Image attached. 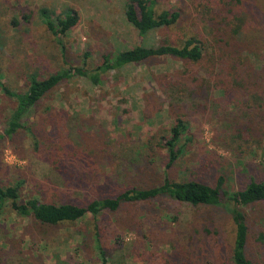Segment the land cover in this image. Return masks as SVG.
I'll return each mask as SVG.
<instances>
[{
	"label": "rangeland",
	"instance_id": "obj_1",
	"mask_svg": "<svg viewBox=\"0 0 264 264\" xmlns=\"http://www.w3.org/2000/svg\"><path fill=\"white\" fill-rule=\"evenodd\" d=\"M127 1L0 0L2 82L22 92L31 73L47 78L63 69L86 67L97 75L105 54L138 45L158 47L164 41L179 45L185 34L203 30L190 0H166L167 7L184 8L183 21L141 37L126 20ZM41 8L58 16L75 10L81 20L60 44L43 23ZM15 19L18 26L12 25ZM257 41L254 36L253 43ZM245 58L231 60L237 59L236 68L231 62L217 67L205 109L191 105L181 110L190 131L182 143L185 154L169 170L162 142L175 113L168 111L154 79L181 70L180 61L162 57L129 64L101 73L99 85L78 75L65 80L13 137L5 136V130L16 100L0 88V184L20 185L24 199L41 195L55 203L87 205L127 189L158 186L166 175L212 187L224 177V190L231 194L252 179L263 181L264 44L258 43L255 53ZM235 77L243 87L234 84ZM150 94L160 107L145 118L144 96ZM233 203L227 201L231 207ZM242 211L250 230L248 255L264 264V202ZM234 235L227 209L195 208L165 197L58 226L7 209L0 217V264H103L98 238L108 264H208V258L213 264H231ZM190 239L198 244L194 252ZM186 245L192 253L181 252Z\"/></svg>",
	"mask_w": 264,
	"mask_h": 264
},
{
	"label": "trees",
	"instance_id": "obj_2",
	"mask_svg": "<svg viewBox=\"0 0 264 264\" xmlns=\"http://www.w3.org/2000/svg\"><path fill=\"white\" fill-rule=\"evenodd\" d=\"M190 4L202 19L203 30L185 34L179 45L164 41L158 47L138 45L117 54H105L97 75L90 74L86 67L63 69L47 78H39L37 74L31 73L28 75V87L22 92L12 91L0 78L3 93L16 100V107L7 121L5 136L13 137L25 129V122L35 108L65 80L78 75L99 85L101 73L120 70L129 64L140 65L153 59L170 57L180 61L183 64L182 69L173 75L163 74L154 79L157 90H161L165 97L168 111L175 113L174 124L162 142V147L168 153L166 169L169 170L185 154L182 143L184 137L189 136L190 126L187 123L189 121L184 118L181 110L191 105L205 109L210 101L211 95L208 93L211 92L212 78L217 67L219 65L220 68L228 67L234 57H237V61L244 60L245 55L248 57L255 53L258 43L264 44V0H190ZM39 14L47 29L55 35L60 44L61 38L75 29L81 20L75 10L58 16L48 8H41ZM184 14L183 7H167L166 0H128L125 7L127 22L141 37L157 29L175 27L183 21ZM23 19L29 21L28 16H24ZM12 25L18 26L19 20H13ZM254 36H258L260 42L253 43ZM236 60L231 62L233 68L238 66ZM232 67L229 69L234 71ZM261 69L259 70L262 71ZM238 71L241 69L238 68ZM238 80L239 78L235 77L234 84L243 87L244 84ZM144 103L145 118L152 114L153 109L160 107L157 97L151 94L144 96ZM224 184V177H219L217 185L212 187L197 180H171L166 175L158 186L127 189L118 196L93 199L87 205L73 202L55 203L43 199L41 195L24 199L20 185L0 184V217L10 209L36 223L58 226L81 221L89 215L97 219L104 211L117 212L125 204L151 202L165 197L195 208L207 206L227 209L232 217L235 234L231 264H259L248 255L250 230L242 208L264 202V180L252 179L243 190L234 194L224 190ZM227 201L234 202L232 207L227 205ZM97 241L102 263L108 264V254L103 249L100 238ZM190 244L194 248L186 245L185 250L181 252L188 254L197 250L198 244L192 239ZM186 258L191 260L188 256ZM207 263L213 264L210 258Z\"/></svg>",
	"mask_w": 264,
	"mask_h": 264
},
{
	"label": "crops",
	"instance_id": "obj_3",
	"mask_svg": "<svg viewBox=\"0 0 264 264\" xmlns=\"http://www.w3.org/2000/svg\"><path fill=\"white\" fill-rule=\"evenodd\" d=\"M127 67V66H126Z\"/></svg>",
	"mask_w": 264,
	"mask_h": 264
}]
</instances>
